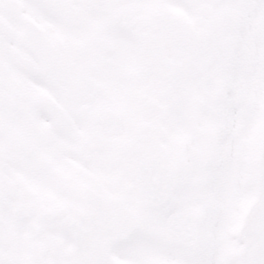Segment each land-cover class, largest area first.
Returning a JSON list of instances; mask_svg holds the SVG:
<instances>
[{
    "label": "snow or ice",
    "instance_id": "6c2138e0",
    "mask_svg": "<svg viewBox=\"0 0 264 264\" xmlns=\"http://www.w3.org/2000/svg\"><path fill=\"white\" fill-rule=\"evenodd\" d=\"M0 264H264V0H0Z\"/></svg>",
    "mask_w": 264,
    "mask_h": 264
}]
</instances>
